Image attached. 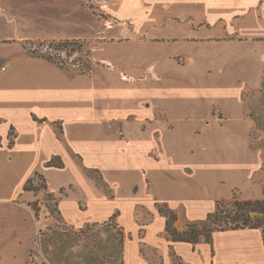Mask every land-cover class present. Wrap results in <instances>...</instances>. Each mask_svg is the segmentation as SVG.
I'll use <instances>...</instances> for the list:
<instances>
[{"label":"crops","instance_id":"0c3cea01","mask_svg":"<svg viewBox=\"0 0 264 264\" xmlns=\"http://www.w3.org/2000/svg\"><path fill=\"white\" fill-rule=\"evenodd\" d=\"M88 2L107 16L102 27L85 0H42L37 20L24 13L30 3L0 0V264H47L33 258L40 195L24 189L36 174L64 222L116 214L122 264H264L260 229L173 242L159 212L181 216L182 231L214 212L210 196L264 197L244 99L264 76V0ZM30 39L87 40L90 72L30 55ZM53 158L62 165L48 166Z\"/></svg>","mask_w":264,"mask_h":264},{"label":"rangeland","instance_id":"374dc122","mask_svg":"<svg viewBox=\"0 0 264 264\" xmlns=\"http://www.w3.org/2000/svg\"><path fill=\"white\" fill-rule=\"evenodd\" d=\"M40 1L42 0H15L16 9L19 10L21 8L20 5L29 4L28 6L23 7L24 13L27 16V19H39L32 14H36L37 12L45 10L43 6L40 5ZM85 4L87 8L93 9L97 17L98 21L96 25L102 27L103 19L107 16L101 12L102 10H96L93 4H90L88 0H85ZM40 10V11H38ZM104 23V22H103ZM99 26H97L99 30ZM37 27H34L36 29ZM51 30V29H48ZM36 32H40V30H36ZM98 31L94 34L96 35ZM93 46V45H92ZM66 67L73 68L71 65H67ZM75 69V68H73ZM244 99L246 102V114L250 112L253 113V116L259 120V125L256 124L254 120V127L251 129L249 134V139L252 142L253 148L257 149L258 155L261 159V164L256 174L253 176V179L257 181V186L259 185L264 187V76L262 80V85L258 90L249 91L245 93ZM259 127V129H258ZM151 155L156 157L158 154L154 151L151 152ZM158 158V157H156ZM187 172H190L191 167H185ZM90 174L96 176L99 179V174L94 173L92 170L89 171ZM34 185L39 187L40 189L37 191L39 193L38 205L36 202L34 203L37 209L38 216L36 219L40 221L38 226V231L36 232V247L33 250V258L36 260H43L46 263L50 264H89L94 259L95 255L100 260H105L111 262V264H119L120 257L117 254L118 248L117 244H111V236L115 234V230L112 228H86L80 225H72L63 221V219L57 215L55 212L50 213L46 207L50 205L54 206L52 198L46 193L44 189H42V183L39 179H36ZM108 195L112 193L110 188L106 186L103 187ZM264 189V188H263ZM256 192H249L248 190L238 191L236 189L230 190V192L226 191L224 195H222L219 199L221 202V211L230 212L237 210L234 207L232 202V198L236 196L239 199H249L252 196H255ZM216 198L214 196H210V201L212 202V206L216 205ZM121 203V199H119ZM121 206V204H120ZM80 207L83 208L82 203ZM204 209V207H203ZM197 210L193 213L195 216L201 213V210ZM142 208L140 206H136V211L138 212L139 217L146 218V215L141 216ZM194 212V211H193ZM199 212V213H197ZM251 216H263L264 213L260 212H250ZM86 215H77L78 218H85ZM184 219L181 216H177L175 221L173 222V227L176 229V226H180V224H184ZM205 220V219H204ZM117 221V218H116ZM203 221V220H202ZM181 225V226H182ZM82 230V232H80ZM177 230V229H176ZM101 241V245L96 246V243ZM103 246V248H101ZM146 255H150L153 260L157 261V254L151 252L150 250L146 251ZM153 255V256H152Z\"/></svg>","mask_w":264,"mask_h":264},{"label":"trees","instance_id":"16d2710c","mask_svg":"<svg viewBox=\"0 0 264 264\" xmlns=\"http://www.w3.org/2000/svg\"><path fill=\"white\" fill-rule=\"evenodd\" d=\"M22 46L30 55L43 57L48 61L55 63L61 68H65L67 65H71L75 70L82 74H88L92 66V54L90 43L85 39H35V40H23ZM248 117L256 121L259 125L257 117L253 116V113L247 114ZM259 129V127H258ZM251 146L252 142L250 141ZM55 158L50 160L48 166H61L59 161L57 164L54 163ZM39 179L42 183V189L46 191L49 197L52 198L54 206L46 204L47 209L50 213L55 212L61 218L60 211L58 209V197L52 192L48 191L47 185L44 177L41 174H36L33 178L27 180L24 189L31 190L37 193L40 189L34 182ZM38 205V200L30 203V206L34 210L35 216H38L37 209L35 208V203ZM221 202L218 200L216 202V209L214 212L208 214L207 218L203 221L188 224L187 227L178 231L173 227V222L176 219V215L169 209L163 207L159 208V212L166 217L165 231L169 239L173 242H189L196 244L198 242H206L208 244L212 243V233L214 231H223L227 229H239V228H254L260 229L262 233V240L264 244V215L251 216L250 212H260L264 213V197L258 199H239L236 196L232 198L234 207L237 210L230 212H222ZM86 228H112L115 230L110 238L111 244L115 242L117 244L118 252L120 257L119 264H122V250L124 240L126 238L123 228L116 221V214L109 217L107 220L102 222H93L85 224L82 229ZM82 232V230H80ZM101 241L96 243V246L101 245ZM103 248V246H101ZM143 252V250H142ZM175 260L178 257L173 254ZM100 263H110L109 261L100 260L95 255L92 262L89 264H100ZM50 264V263H47Z\"/></svg>","mask_w":264,"mask_h":264},{"label":"built area","instance_id":"2783aa9c","mask_svg":"<svg viewBox=\"0 0 264 264\" xmlns=\"http://www.w3.org/2000/svg\"><path fill=\"white\" fill-rule=\"evenodd\" d=\"M1 68L3 69L4 67H1ZM42 124H44V122H43V121H41V122H38V123H37V128H38V129H39V128H41Z\"/></svg>","mask_w":264,"mask_h":264}]
</instances>
